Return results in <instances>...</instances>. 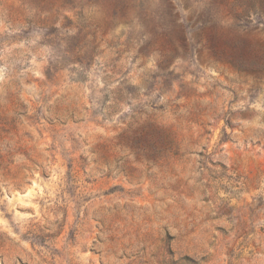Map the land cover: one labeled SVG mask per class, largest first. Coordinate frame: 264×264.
<instances>
[{"label": "rangeland", "instance_id": "374dc122", "mask_svg": "<svg viewBox=\"0 0 264 264\" xmlns=\"http://www.w3.org/2000/svg\"><path fill=\"white\" fill-rule=\"evenodd\" d=\"M0 264H264V0H0Z\"/></svg>", "mask_w": 264, "mask_h": 264}]
</instances>
